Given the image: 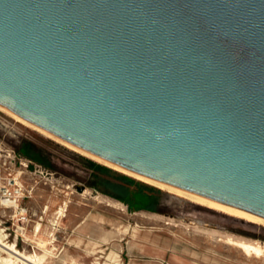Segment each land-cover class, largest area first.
Segmentation results:
<instances>
[{"label":"water","instance_id":"water-1","mask_svg":"<svg viewBox=\"0 0 264 264\" xmlns=\"http://www.w3.org/2000/svg\"><path fill=\"white\" fill-rule=\"evenodd\" d=\"M0 104L264 217V0H0Z\"/></svg>","mask_w":264,"mask_h":264},{"label":"rangeland","instance_id":"rangeland-1","mask_svg":"<svg viewBox=\"0 0 264 264\" xmlns=\"http://www.w3.org/2000/svg\"><path fill=\"white\" fill-rule=\"evenodd\" d=\"M0 105V244L17 249L0 247V264H264V223L98 161ZM119 174L159 189L158 209H130L97 188Z\"/></svg>","mask_w":264,"mask_h":264},{"label":"trees","instance_id":"trees-1","mask_svg":"<svg viewBox=\"0 0 264 264\" xmlns=\"http://www.w3.org/2000/svg\"><path fill=\"white\" fill-rule=\"evenodd\" d=\"M23 149L24 153L29 151L27 144L23 145ZM95 168L101 172L108 173L110 171L109 168L102 165H97ZM96 176L98 177V175ZM119 180L120 182H115L107 177H98V184L101 186L97 188L124 201L130 209L152 211L158 209L156 192H160L159 189L124 174H119Z\"/></svg>","mask_w":264,"mask_h":264},{"label":"bare ground","instance_id":"bare-ground-1","mask_svg":"<svg viewBox=\"0 0 264 264\" xmlns=\"http://www.w3.org/2000/svg\"><path fill=\"white\" fill-rule=\"evenodd\" d=\"M0 108L3 109V107H1L0 105ZM5 109V108H4ZM7 111V110H6ZM9 112V111H7ZM9 113H12V112H9ZM12 115H15L18 119H20V121H23L27 124H31L32 126V123H30L29 121H27L26 119L16 115V114H12ZM34 126V124H33ZM38 129L42 130V128H39ZM43 132H45L44 130H42ZM47 132V131H46ZM48 133V132H47ZM49 135V133H48ZM67 144V142H65ZM70 145V144H69ZM72 146V145H70ZM80 149V148H78ZM82 152L86 153L87 155H89L90 157L98 160V161H101L105 164H108L110 166H113L125 173H128L130 175H133L141 180H144L148 183H151V184H154V185H157V186H160L162 188H165V189H168L170 191H173V192H176V193H179L181 195H184V196H187L189 198H191V200L193 199L194 201H197L199 203H202V204H205L207 206H210V207H213L215 209H218L220 211H223L224 213H227V214H232V215H235V216H238V217H242V218H245L249 221H253V222H258V223H264V217L260 216V215H257L255 213H252V212H249V211H246V210H243V209H240V208H237V207H234V206H231V205H228V204H224V203H221V202H218V201H215L213 199H209V198H206L204 196H201V195H198V194H195V193H192V192H189V191H186V190H183L181 188H178V187H175V186H172V185H169L167 183H164V182H161V181H158L156 179H153L151 177H148V176H145V175H142V174H139V173H136V172H133L131 170H128L120 165H117L113 162H110L102 157H99L93 153H90L86 150H83V149H80ZM101 198V197H100ZM100 200V199H99ZM6 203H9L11 200L10 199H5L4 200ZM13 201V200H12ZM122 206V205H121ZM40 238V237H39ZM43 238V237H42ZM38 243L43 245V246H46V240H38ZM0 247L1 248H5L13 257H16V254H17V249L14 247V244L11 243V244H8L6 242H3L0 244ZM3 250V249H2ZM4 251V250H3ZM30 255V254H29Z\"/></svg>","mask_w":264,"mask_h":264},{"label":"crops","instance_id":"crops-1","mask_svg":"<svg viewBox=\"0 0 264 264\" xmlns=\"http://www.w3.org/2000/svg\"><path fill=\"white\" fill-rule=\"evenodd\" d=\"M130 262H131V261H130ZM127 264H131V263L128 262Z\"/></svg>","mask_w":264,"mask_h":264}]
</instances>
